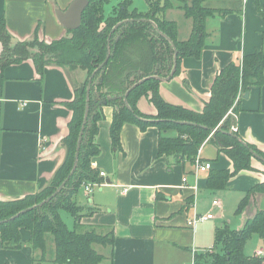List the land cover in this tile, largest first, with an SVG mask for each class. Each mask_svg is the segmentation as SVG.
Masks as SVG:
<instances>
[{
    "label": "crops",
    "instance_id": "obj_1",
    "mask_svg": "<svg viewBox=\"0 0 264 264\" xmlns=\"http://www.w3.org/2000/svg\"><path fill=\"white\" fill-rule=\"evenodd\" d=\"M72 1L0 0V16L14 39L25 40L37 32L40 39L53 41L70 30L59 21L58 14ZM112 1L115 6L120 0ZM171 1L172 6L164 11V16L176 22L177 37L184 40L191 32L192 20L179 6L187 0ZM258 1L264 5V0ZM203 5L228 12L206 19L208 37L200 57L181 58L178 72L159 84V93L165 101L197 112L209 98L219 69L259 50L264 30V20L253 0H205ZM132 6L144 11L147 2L132 1ZM74 75L83 81L86 72L76 70ZM73 97L68 73L59 66L47 65L42 77L30 61L10 64L0 71V200L34 193L61 164L65 156L61 140L67 134L72 114L65 102ZM237 102L239 110L229 115L231 126L236 128L234 133L264 152V82L239 94ZM137 107L146 116L156 115L147 97L139 98ZM103 112L104 119L98 123L96 134L99 154L91 163L99 173H104L99 174L104 183L94 186L89 194L81 187L86 199L83 204L77 196L79 205L94 210L80 219L77 230L93 228L103 234L112 232L114 236L112 245H94L104 255L97 264H193L195 254L212 247L215 227L226 223L232 229L241 228L246 214L242 212L240 224L236 222L231 227L219 194L229 191L244 194L262 181L263 158L255 155L258 159H252L256 171L240 172L225 189L212 191L206 182L209 171L229 169L231 160L219 151V143L210 136L198 150L200 161L210 163V167L198 171L196 162L176 163L157 154L159 130L155 125L142 130L133 123L123 124L119 133L121 149L114 148L110 138L112 108L104 106ZM207 144L212 148L211 158L203 157ZM213 199L219 201L218 206L212 205ZM258 201L264 204L263 195L258 196ZM211 209L215 210L212 218L189 223ZM21 236L28 240L29 232L22 229ZM249 239L258 244L251 255L260 251L259 256H264V244L259 246L264 240L255 233ZM47 245V261L42 264H54L51 261L54 245L49 238ZM32 259L28 245L5 249L0 240V264H33Z\"/></svg>",
    "mask_w": 264,
    "mask_h": 264
},
{
    "label": "trees",
    "instance_id": "obj_2",
    "mask_svg": "<svg viewBox=\"0 0 264 264\" xmlns=\"http://www.w3.org/2000/svg\"><path fill=\"white\" fill-rule=\"evenodd\" d=\"M110 1L89 0L80 25L53 41L40 39L37 32L25 40L14 39L0 16V71L7 65L30 61L42 77L45 67L53 64L68 73L74 91L73 99L65 102L72 114L67 134L61 140L65 148L61 164L34 193L0 200L1 246L19 249L28 245L33 264L47 261L48 238L54 245V264H97L104 255L94 245H112V232L77 230L80 219L94 212L78 204L81 187L102 181L91 161L99 154L96 134L98 123L104 119V106L112 108L110 138L116 149H121L119 133L125 123L142 130L155 125L159 130L157 154L176 163L201 162L198 150L204 140L210 136L218 142L219 151L231 160V168L209 171L206 182L212 191L225 189L240 172L256 171L252 166L256 156L264 159L263 151L230 131L228 114L229 109L239 110V94L264 82V30L259 50L219 69L209 98L197 112L165 101L159 84L169 77L174 59L176 67L169 78L178 72L181 58L200 57L208 37L206 19L223 16L228 10L205 7V0L181 4L184 15L192 20V29L186 39L180 40L176 22L164 16L172 6L171 0H146L144 11L132 7L133 0H120L105 15L104 7ZM253 1L264 20V5ZM76 70L86 72L83 81L75 77ZM143 96L154 105L155 119L139 111L137 101ZM260 195H264V179L247 189L238 202L236 213L246 214L241 228L232 229L226 223L215 227L212 247L195 254L193 264H264V256L246 255L243 250L254 233L264 240V209L256 205ZM61 211L72 216L71 228L62 219ZM22 229L29 232L28 240L22 238Z\"/></svg>",
    "mask_w": 264,
    "mask_h": 264
},
{
    "label": "rangeland",
    "instance_id": "obj_3",
    "mask_svg": "<svg viewBox=\"0 0 264 264\" xmlns=\"http://www.w3.org/2000/svg\"><path fill=\"white\" fill-rule=\"evenodd\" d=\"M134 3H145L146 0H133ZM191 0H187V1H184L185 4H189ZM115 2L111 0V3L106 5L104 7V12H105V15H109V9L111 11V8L113 6ZM255 5V3H254ZM109 7V8H108ZM134 7V6H132ZM256 7V5H255ZM139 10V9H138ZM257 10V9H256ZM230 111V109L228 110ZM152 119H155L154 117H152ZM203 153V157H207V158H211L212 156V148L210 146V144H207L205 146V148L203 149L202 151ZM244 194L240 193L239 195H236L234 193V191H229L227 193H221L219 194V199L221 200L222 204H223V208H224V213L227 217V219L231 220V227L235 226V223L236 224H240L241 222V216L240 214L236 213L235 209L238 204V202L241 200V198L243 197ZM264 197V195H263ZM86 199L82 196L81 192L78 194V201L80 204H83L84 201ZM259 204V207L261 208H264V204L261 205V202H257ZM213 212H215V210L211 209V214H214ZM61 216H62V219L64 220V222L66 223V225L71 228L72 227V224H73V218L72 216L70 215L69 212H66V211H61ZM254 239H257V238H254ZM254 239H248L244 248V253L245 254H248V255H251L252 252L255 250V248L257 247L258 244H256V241ZM263 244L264 242L261 241V244L259 246L263 247Z\"/></svg>",
    "mask_w": 264,
    "mask_h": 264
},
{
    "label": "water",
    "instance_id": "obj_4",
    "mask_svg": "<svg viewBox=\"0 0 264 264\" xmlns=\"http://www.w3.org/2000/svg\"><path fill=\"white\" fill-rule=\"evenodd\" d=\"M89 0H73L68 8L64 12H59L58 19L67 29H76L81 22V15L83 9L87 6ZM176 67V62L174 59L173 68L169 77L173 74ZM167 77V79L169 78ZM79 145V140L77 148ZM73 170V169H72ZM72 172V171H71ZM106 182H109L108 180Z\"/></svg>",
    "mask_w": 264,
    "mask_h": 264
},
{
    "label": "built area",
    "instance_id": "obj_5",
    "mask_svg": "<svg viewBox=\"0 0 264 264\" xmlns=\"http://www.w3.org/2000/svg\"><path fill=\"white\" fill-rule=\"evenodd\" d=\"M230 129H231L232 131H236V128H235L234 126H231ZM209 167H210V163H207V162H199V161L196 162V169H197L198 171H204V170H207V169H209ZM99 174L102 176L104 173H103V172H100ZM185 180H186V179L183 178V181H185ZM103 183H104L103 181H101V182H89V183L84 184V185L82 186V188H83V190H84V192H85L86 194H89V193H91V191L93 190L94 186H96V185H101V184H103ZM212 205H214V206H218V205H219V201H218L217 199H213V201H212ZM212 217H213V214H211V213H207V214H205V215H197V216H195L194 218H192V220H190L189 223L192 224V223H195L196 221H199V220H206V219H210V218H212ZM257 254H258V255H262V253H261L260 251L257 252Z\"/></svg>",
    "mask_w": 264,
    "mask_h": 264
},
{
    "label": "bare ground",
    "instance_id": "obj_6",
    "mask_svg": "<svg viewBox=\"0 0 264 264\" xmlns=\"http://www.w3.org/2000/svg\"><path fill=\"white\" fill-rule=\"evenodd\" d=\"M232 113V111H231V109H230V111H228V114H231ZM231 128V127H230ZM231 130V129H230ZM232 131V130H231ZM232 132H235V131H232Z\"/></svg>",
    "mask_w": 264,
    "mask_h": 264
}]
</instances>
